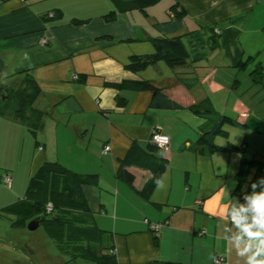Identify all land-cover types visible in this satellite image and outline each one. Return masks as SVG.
<instances>
[{"label": "crops", "instance_id": "1", "mask_svg": "<svg viewBox=\"0 0 264 264\" xmlns=\"http://www.w3.org/2000/svg\"><path fill=\"white\" fill-rule=\"evenodd\" d=\"M110 1L0 0V84L13 85L32 76L41 92L34 107L45 113L36 135L19 121L0 116V210L23 197L29 179L44 162H58L78 173L95 174V183L83 192L98 225L113 235L119 264H243L224 239L236 231L230 211L225 213L237 200L244 203L235 194L242 158L264 162V136L256 128L258 139L250 140L243 130L251 117L264 125V110L235 101L239 115L230 117L240 122L241 128L235 129L246 136L232 137L229 128L215 144L241 149L194 154L188 148L197 140L201 119L187 108L200 99L186 92H229L216 74L230 66L221 58L214 60V53L196 68L195 84L188 88L163 64L154 66L160 75L165 72L162 81L151 75L152 67L143 75L133 74L121 62L152 54L148 38L177 37L228 21L240 30L244 54L254 55L264 71V0H161L109 21L103 16L114 7ZM52 10L61 17L47 20ZM71 19L87 21L76 25ZM140 78L155 81L183 108L152 109L150 92L131 90L120 91L127 105L118 107V91L106 85ZM210 103L214 109L212 99ZM182 110L192 115L191 122L181 121L177 111ZM165 118H172V124ZM155 131L170 139L169 164L159 181L164 187L156 186L146 199L139 190L148 171L130 168L135 175L132 185L119 181L115 172L131 142L145 147ZM106 145L110 150L103 153ZM10 221L11 217L0 216V264L65 262L57 251L49 253L46 247L42 251L43 232L21 240L28 230L12 228Z\"/></svg>", "mask_w": 264, "mask_h": 264}, {"label": "trees", "instance_id": "2", "mask_svg": "<svg viewBox=\"0 0 264 264\" xmlns=\"http://www.w3.org/2000/svg\"><path fill=\"white\" fill-rule=\"evenodd\" d=\"M161 0H112L114 7L103 18L114 20L118 14L131 10L144 11ZM61 13L52 10L47 20H57ZM87 21V20H86ZM85 20L71 19L78 25ZM240 30L232 22H224L202 27L196 32L177 37L148 38L154 52L148 55L130 56L124 69L138 74L149 67L163 64L178 80L193 87L196 80V68L206 64L208 58L223 51L221 63L233 69H247L255 85L264 90V71L252 54H244L240 46ZM187 77L192 79L187 80ZM187 80V81H186ZM106 87L117 90L115 103L118 107L127 105V99L120 94L122 90L150 92L149 107L152 109H175L181 107L171 100L155 81L149 79L124 80ZM39 85L30 75L17 84H0V116L9 117L25 125L33 135L41 132L45 113L34 107L40 97ZM3 96V97H2ZM201 119L197 140L188 148L197 155H211L226 151L240 150L241 146L215 144L217 136L226 137L227 129L241 128L240 122L225 114H217L212 109L210 99L204 98L187 108ZM154 131V130H153ZM156 132V131H155ZM154 133V132H153ZM158 133V132H156ZM165 135L164 133H160ZM169 157L163 149L155 146L151 139L143 147L132 141L125 156L119 161L115 176L119 181L132 185L135 175L130 168H140L150 173L140 188V195L148 199L157 181L168 168ZM241 167L236 174V195L243 198L241 189L251 192V183L263 177L264 162L242 158ZM253 174V175H252ZM251 175V176H250ZM95 183V174H82L65 167L58 162H44L29 179L23 197L0 210V216L11 217V227L25 228L31 220H38L45 235L54 241L63 264H77V260L93 264H119L115 256V246L111 232L99 229L94 215L87 204L83 189ZM260 191L259 188L256 189ZM154 247L157 237L154 236ZM66 248V249H65ZM142 264H178L169 261H148Z\"/></svg>", "mask_w": 264, "mask_h": 264}, {"label": "rangeland", "instance_id": "3", "mask_svg": "<svg viewBox=\"0 0 264 264\" xmlns=\"http://www.w3.org/2000/svg\"><path fill=\"white\" fill-rule=\"evenodd\" d=\"M110 3H111V1H110ZM79 24L83 25L82 23H79ZM113 46H112V48H115ZM115 52H116V50H115ZM119 52H121V49L119 50ZM119 52L117 51V57L118 58L120 56ZM222 52L223 51H218V53H216V55H215L214 60L222 58L221 57ZM121 58H122V56H121ZM127 62H128V59H127ZM121 63L125 64L123 62H121ZM164 68H166V67H164ZM158 69L159 68L152 66V69H150V70H152L153 73L151 75H153V77H158L157 79L160 78V80L163 81V78H161L160 76L165 74V72H163L160 75L159 74L160 71ZM165 70H168V69H165ZM221 71H224V72L220 73ZM142 72H140L141 75H143ZM220 72L216 74V79L219 80L221 85L224 87V89L229 91V92H186L187 96L189 97V95H194L195 97H198L200 100L203 97L209 98L210 100L212 99L214 101V107H213L214 109L213 110L215 113L225 114L227 116H232V117H237L236 115H239V111L235 108L236 107L235 101H237V100H239L240 103H242L243 105L245 104V105H249L252 107H258V111L264 110V100H263L264 91H262V88L259 85H255V83L251 80L250 76L248 75L247 69H245V68L244 69L229 68V69H220ZM14 84H16V83H14ZM36 103H37V100L34 104H36ZM171 112H174V111H171ZM187 112H188L187 110H182L181 112L177 111L178 116L181 117V121L191 122L192 115H190ZM165 119H166L165 121L168 124H170V123L172 124V118H165ZM246 126H247V128H244L243 130L246 131L245 134L247 135V137L250 140L258 139V137L255 136V134H254V131H255L254 129H256V128H257V132H261L262 136H264V125L262 123H259L253 117H251L250 119L247 120ZM167 127H169V126H167ZM192 133H193L192 135H194V134L196 135L195 130H192ZM228 133H230V136H232V137L236 136V138L237 137L244 138L246 136V135L241 136L242 133L235 128H230ZM216 140L219 142L222 140V137L217 136ZM10 162L12 165V163H13L12 159L10 160ZM15 167H17V168L20 167V164L19 163L17 164L15 162ZM94 219H95V224L99 229L107 231L106 229H103L98 225V218L96 215H94ZM35 232H41L42 233L43 232L42 227H39L36 231H33V232L25 231V235L21 237V240H25V238L28 237V234L29 235L38 234ZM5 244H8V243H5ZM7 247H10V246L8 245ZM45 247H46L47 252L56 253V251H57L58 255L59 254L61 255V253L59 252V249H57L56 245L54 244V241L49 239L47 236L45 237V241H43V244L41 246L42 251ZM61 256L63 259H65L63 255H61ZM76 263L77 264H93L92 262L83 261V260H77Z\"/></svg>", "mask_w": 264, "mask_h": 264}, {"label": "clouds", "instance_id": "4", "mask_svg": "<svg viewBox=\"0 0 264 264\" xmlns=\"http://www.w3.org/2000/svg\"><path fill=\"white\" fill-rule=\"evenodd\" d=\"M156 184L158 188L164 187L159 181ZM250 186L251 192L242 190L244 203L237 200L226 211L225 216L230 211L236 231L231 237L223 238L228 242L230 251L235 248L239 261L243 258V264H264V177L253 181ZM257 188L260 189L259 192L256 191ZM249 210L253 213L251 217L245 215ZM241 243L243 247L240 246Z\"/></svg>", "mask_w": 264, "mask_h": 264}, {"label": "built area", "instance_id": "5", "mask_svg": "<svg viewBox=\"0 0 264 264\" xmlns=\"http://www.w3.org/2000/svg\"><path fill=\"white\" fill-rule=\"evenodd\" d=\"M151 142H152L155 146H157V147L163 149L164 151H166V153H167V151H168V146H169V143H170V139L168 138V136H166V135H162V134H160V133H156V132H154V133L152 134V136H151ZM109 150H110V147H109L108 145H106V146L103 148V153H106V152H108ZM4 181H5V183H6V182H8V179L5 178ZM230 222L232 223L231 218H230Z\"/></svg>", "mask_w": 264, "mask_h": 264}, {"label": "water", "instance_id": "6", "mask_svg": "<svg viewBox=\"0 0 264 264\" xmlns=\"http://www.w3.org/2000/svg\"><path fill=\"white\" fill-rule=\"evenodd\" d=\"M38 220H31L27 226H26V229L29 231V232H33L35 231L37 228H38Z\"/></svg>", "mask_w": 264, "mask_h": 264}]
</instances>
